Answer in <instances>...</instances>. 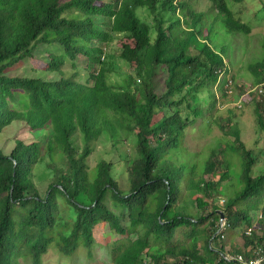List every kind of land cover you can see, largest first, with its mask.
I'll use <instances>...</instances> for the list:
<instances>
[{"label": "trees", "instance_id": "trees-1", "mask_svg": "<svg viewBox=\"0 0 264 264\" xmlns=\"http://www.w3.org/2000/svg\"><path fill=\"white\" fill-rule=\"evenodd\" d=\"M204 1L206 10L192 0H0V138L13 126L23 134L0 146V264H43L53 246L92 253L103 225L119 237L114 264H226L264 251V173L254 175L255 153L231 118L213 116L234 93L235 37L252 26L233 11L245 0ZM48 45L63 53H42ZM109 55L130 71L108 67ZM249 70L255 91L238 90L264 133V56ZM207 119L225 145L192 153L188 130ZM100 138L115 152L134 138L136 158L92 168ZM67 227L53 245L49 232ZM228 231L243 245L217 248Z\"/></svg>", "mask_w": 264, "mask_h": 264}, {"label": "rangeland", "instance_id": "rangeland-1", "mask_svg": "<svg viewBox=\"0 0 264 264\" xmlns=\"http://www.w3.org/2000/svg\"><path fill=\"white\" fill-rule=\"evenodd\" d=\"M192 3L196 4L200 10L207 9V4L204 0H192ZM233 11L236 13L237 17H242L245 22H248L252 26V32L250 34H239L235 37L236 51L234 64L232 66L234 69V75L236 77L234 93L229 94L227 92L228 96L226 98L222 97L219 100V104L217 105L213 116L216 121L219 119L221 120V117L224 119L231 118L232 125L238 126L243 140L247 142L248 146L253 149L255 153L254 156L257 164L253 170L254 175L259 176L260 174L264 173V133H260L258 131V124L254 115L255 106H246L243 103V109L238 112L235 110V107L239 108L237 103L239 101H243L242 96L240 95L241 93L238 90L239 87L244 88L245 92L255 91L256 89L253 84L254 80L250 74L251 71L249 70V64L259 60L264 56V3L256 0H245L241 4H237ZM230 38L232 37L230 36ZM215 43L218 48L226 45V42H224L223 38H220ZM45 51L53 52L56 55L63 53L60 48L53 45L43 46L41 52L43 53ZM103 61L108 67H116V71L118 72L130 71L129 66H127L125 63H122L117 57L112 55H109L106 58L104 57ZM26 64L27 66L31 65L29 62ZM23 65L24 63L20 64L15 69H19ZM75 65L80 69H84L88 65V62L83 58H79L75 61ZM113 77L115 80H119V77L116 74H114ZM229 78L228 80H230ZM214 122V120L209 122L207 119L205 122H198L188 130L186 147H188L192 153L205 151L208 146L213 147L217 144L225 145V141H222L224 139L223 134L220 128ZM16 131L17 135L20 138H23V134L19 132L18 126H13L11 128L10 134L14 135ZM10 134L5 133L4 137L0 138V146L7 145L6 139L10 136ZM227 140L229 141V138H227ZM233 141L234 140L231 139L232 143ZM11 145L12 143H10L8 147ZM135 150L136 148L134 138L129 140V142L124 146L120 147L118 152L113 150L112 142L100 138L94 143V150L93 155L90 158V165L93 168L102 160L112 161L115 162L116 165H119L120 158L126 159V154L132 160L136 158ZM123 179L126 181L127 175H124ZM221 190H225L224 186L221 188ZM224 199H226V195L221 193L216 202H220ZM61 200L64 203L65 210L69 211L71 207L67 201L65 199ZM115 210L119 214L123 209L116 207ZM120 217L124 225L129 224V217L127 215L120 214ZM203 226L207 229L208 222ZM69 231L70 228L68 227L59 228L55 231L51 230L49 232V237L54 238L53 245H57L61 240V236L63 234H68ZM219 233V230H215L213 232L212 239L215 240V237L219 236ZM228 233L232 235L227 237L226 234L224 240L218 239V242L216 241L214 245L217 248H220L221 245H226L227 243H233L230 245V247L233 248L243 245L244 241L243 237H241V234L237 232L232 233L230 231H228ZM118 239L119 237L115 235L109 227L103 225L100 226L99 230L96 232V243L93 247L92 253L89 252L90 250L88 248L81 246L75 255L63 256L60 254L56 246L52 245L53 247H51L48 254L43 256V264H114L112 247L114 242ZM185 240V237L177 236L174 242L176 243L178 241ZM225 240L227 241L226 243ZM188 243L189 242L187 241L186 244ZM19 263L32 264V261L30 258H21Z\"/></svg>", "mask_w": 264, "mask_h": 264}, {"label": "clouds", "instance_id": "clouds-1", "mask_svg": "<svg viewBox=\"0 0 264 264\" xmlns=\"http://www.w3.org/2000/svg\"><path fill=\"white\" fill-rule=\"evenodd\" d=\"M239 102H241V101H239ZM238 102V103H239ZM237 103V104H238ZM242 103V102H241ZM242 105H243V103H242ZM238 107H239V105H238ZM240 109V108H239ZM243 109V108H242ZM241 110V109H240ZM225 219V218H224ZM221 220V219H220ZM220 223H221V221H220ZM225 227V223H224V220H223V222L221 223V227L218 229L219 231H220V233H221V231H222V229ZM251 230L252 229H249V233H251ZM238 256H243L246 260H253V259H257V258H260V257H264V251H263V249H258V250H256L255 251V256H253V257H251V258H247L246 257V255H244L243 253H235V254H232V255H227L225 258H226V261H228V263H226V264H231L232 263V258H235V257H238ZM145 258H147V255H146V257ZM151 261V260H150ZM150 261H148V262H150Z\"/></svg>", "mask_w": 264, "mask_h": 264}, {"label": "built area", "instance_id": "built-area-1", "mask_svg": "<svg viewBox=\"0 0 264 264\" xmlns=\"http://www.w3.org/2000/svg\"><path fill=\"white\" fill-rule=\"evenodd\" d=\"M261 93H263V90H260ZM239 108L242 109L243 105L241 102L238 103ZM231 264H264V257H260L253 260H246L243 256H238L235 258H232Z\"/></svg>", "mask_w": 264, "mask_h": 264}, {"label": "water", "instance_id": "water-1", "mask_svg": "<svg viewBox=\"0 0 264 264\" xmlns=\"http://www.w3.org/2000/svg\"><path fill=\"white\" fill-rule=\"evenodd\" d=\"M220 221H221V223L223 222V220H224V215H223V213L222 212H220Z\"/></svg>", "mask_w": 264, "mask_h": 264}, {"label": "bare ground", "instance_id": "bare-ground-1", "mask_svg": "<svg viewBox=\"0 0 264 264\" xmlns=\"http://www.w3.org/2000/svg\"><path fill=\"white\" fill-rule=\"evenodd\" d=\"M104 28V27H103ZM102 29V28H101ZM199 33V32H198ZM201 38V37H200ZM204 39V38H203ZM206 39V38H205ZM61 52V51H60ZM233 61V60H232ZM231 61V62H232ZM249 230V229H248ZM224 231V230H223ZM226 232V231H225ZM252 232V231H251ZM254 232V231H253ZM219 234H221V233H219ZM230 235H232V234H230ZM225 236V235H224ZM234 236V235H233ZM239 237V236H238ZM227 238V237H226ZM223 240V239H222ZM233 240V239H232ZM226 241V240H225ZM216 242V241H215ZM218 242V241H217ZM218 244V243H217ZM224 262V261H223ZM228 263V262H227ZM224 264V263H223Z\"/></svg>", "mask_w": 264, "mask_h": 264}]
</instances>
